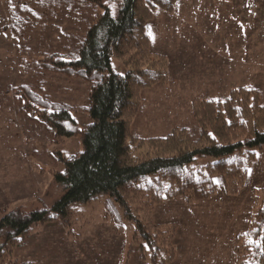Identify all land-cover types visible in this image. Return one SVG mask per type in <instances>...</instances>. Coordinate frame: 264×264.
<instances>
[{"label": "rangeland", "instance_id": "rangeland-1", "mask_svg": "<svg viewBox=\"0 0 264 264\" xmlns=\"http://www.w3.org/2000/svg\"><path fill=\"white\" fill-rule=\"evenodd\" d=\"M22 1L29 9L19 13L12 33L10 21L22 2L0 0V219L11 212L50 209L61 196L53 181L63 170L61 161L82 151L79 136L54 138L17 115L10 87L33 80L43 98L71 108L78 130L89 123L83 110L90 85L47 74L37 64L46 52L75 50L87 21L100 11L68 1ZM119 2L104 4L114 11ZM147 36L150 59L163 63L166 82L141 92L132 136L165 138L185 130L195 144L203 130L193 118V103L222 102L238 89L255 92L264 108V0H175L172 12L154 11ZM110 64L116 74L128 70L113 55ZM146 153V148L132 151L135 158ZM213 163L197 159L189 171L202 172ZM241 174L234 194H227L220 175H214L209 199L167 200L149 217L136 216L149 221L153 234L171 237L173 258L164 264H236L235 241L240 250L249 243L264 198V148L252 152ZM167 238L157 236L156 264L167 258L169 251L162 248ZM150 258L134 224L116 204L114 211L107 209L105 197L74 206L64 221L32 226L0 252V264H152Z\"/></svg>", "mask_w": 264, "mask_h": 264}, {"label": "trees", "instance_id": "trees-1", "mask_svg": "<svg viewBox=\"0 0 264 264\" xmlns=\"http://www.w3.org/2000/svg\"><path fill=\"white\" fill-rule=\"evenodd\" d=\"M60 1L100 13H93L87 21L75 50L46 52L37 67L47 74L90 85L83 110L89 123L78 130L71 108L43 98L42 88L33 80L10 87L15 93L17 115L54 138L79 136L82 151L61 161L63 170L53 176L61 196L50 209L16 211L0 219V252L32 226L64 221L74 206L105 197L107 209L114 211L116 204L134 224L136 235L151 253V263L156 264L160 251L157 236L168 235L153 234L149 221L136 216L149 217L155 205L167 200L183 198L197 203L209 199L214 175H220L227 194H234L243 165L251 160L252 152L264 148V108L259 107L255 92L238 89L222 102L193 103V118L203 130L195 144L190 143L185 130H173L165 138L132 136L131 123L140 108L141 92L166 82L163 63L150 59L147 27L154 11L172 12L175 0H120L114 11L105 6L106 0ZM21 2L14 21H10L12 33H16L19 13L29 9L25 1ZM112 55L128 68L123 75L111 70ZM236 134L244 137L235 139ZM145 148L144 156L133 157V150ZM202 158L214 163L202 172L189 171ZM249 231V243L242 250L238 239L235 241L236 264H264V198ZM170 240L163 241L162 248L169 252L159 264L173 258Z\"/></svg>", "mask_w": 264, "mask_h": 264}]
</instances>
